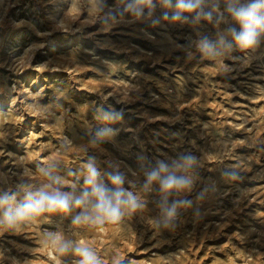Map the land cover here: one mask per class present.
Returning <instances> with one entry per match:
<instances>
[{
    "label": "rangeland",
    "instance_id": "obj_1",
    "mask_svg": "<svg viewBox=\"0 0 264 264\" xmlns=\"http://www.w3.org/2000/svg\"><path fill=\"white\" fill-rule=\"evenodd\" d=\"M250 2L0 0V195L91 193V166L138 205L75 224L90 196L0 225V264H79V247L101 264H264V34L241 50L228 12Z\"/></svg>",
    "mask_w": 264,
    "mask_h": 264
},
{
    "label": "clouds",
    "instance_id": "obj_2",
    "mask_svg": "<svg viewBox=\"0 0 264 264\" xmlns=\"http://www.w3.org/2000/svg\"><path fill=\"white\" fill-rule=\"evenodd\" d=\"M137 5L150 3V0H136ZM165 4L169 0H164ZM201 0H177L176 9L178 13H193L200 9ZM135 8V6H131ZM228 12L232 19L240 25V31L237 33L235 29L231 30L234 42L241 50H248L255 47L258 37L264 34V0H251L250 3L240 7L228 8ZM178 18V17H177ZM210 19V14L205 17ZM207 49L208 46L204 45ZM165 168L161 165V171ZM98 173L89 166L87 185L91 188V193L84 192L80 196H76L73 192H62L59 189H52L45 185L36 191H27L22 202H17L15 195H0V225L14 227L18 223L38 216L44 212H69L73 207H81L86 203L90 196L95 197V204L90 212H82L77 215L73 222L79 224L82 222L103 223L105 220L112 222L118 221L121 217L122 206H129L132 209L138 207L135 198L128 194L127 199H123L121 191L109 192L103 186L96 183ZM158 179V173H153L150 181ZM119 178H114V185L120 184ZM183 179H176L169 176L163 181L165 190L172 188H183L186 185ZM171 215V213H169ZM77 253L81 259L79 264H101L96 255L84 247L77 248Z\"/></svg>",
    "mask_w": 264,
    "mask_h": 264
}]
</instances>
